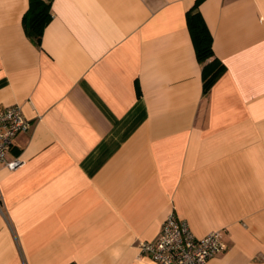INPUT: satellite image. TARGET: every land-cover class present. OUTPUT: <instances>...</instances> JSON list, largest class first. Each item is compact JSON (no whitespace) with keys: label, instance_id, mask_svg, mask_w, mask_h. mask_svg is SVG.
Instances as JSON below:
<instances>
[{"label":"crops","instance_id":"crops-1","mask_svg":"<svg viewBox=\"0 0 264 264\" xmlns=\"http://www.w3.org/2000/svg\"><path fill=\"white\" fill-rule=\"evenodd\" d=\"M197 0H0V110L30 128L0 162V264H149L166 217L264 264V0H202L225 72L203 94L186 13Z\"/></svg>","mask_w":264,"mask_h":264},{"label":"built area","instance_id":"built-area-1","mask_svg":"<svg viewBox=\"0 0 264 264\" xmlns=\"http://www.w3.org/2000/svg\"><path fill=\"white\" fill-rule=\"evenodd\" d=\"M29 128L30 122L19 105L0 110V162L5 168L15 170L22 165L20 158L11 155V147L15 136ZM138 249L139 257L147 259L149 264H207L225 245L218 231L196 238L187 222L171 213L163 222L157 240L140 242Z\"/></svg>","mask_w":264,"mask_h":264},{"label":"trees","instance_id":"trees-1","mask_svg":"<svg viewBox=\"0 0 264 264\" xmlns=\"http://www.w3.org/2000/svg\"><path fill=\"white\" fill-rule=\"evenodd\" d=\"M201 1H196L186 13V19L197 61L202 65L203 94L206 95L225 72V66L214 56L212 35L198 9ZM50 8L51 0H29L23 26L27 36L37 45H40L43 31L51 19Z\"/></svg>","mask_w":264,"mask_h":264}]
</instances>
